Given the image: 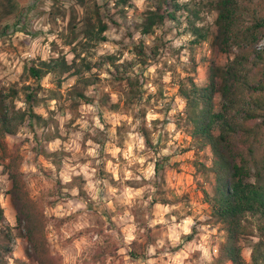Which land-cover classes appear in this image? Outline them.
I'll return each mask as SVG.
<instances>
[{
  "label": "rangeland",
  "instance_id": "obj_1",
  "mask_svg": "<svg viewBox=\"0 0 264 264\" xmlns=\"http://www.w3.org/2000/svg\"><path fill=\"white\" fill-rule=\"evenodd\" d=\"M122 1L85 0L79 5L75 0H0V87L17 84L20 92L15 103L23 107L21 87L39 84L38 97L43 101L34 111L48 122L47 127L34 124L32 129L25 122L16 134L5 136V149L0 146V207L14 227L17 223L9 195L10 181L2 167L12 156L19 162L30 195L42 196L46 202L45 233L51 251L61 257L60 264H94L92 256L105 235L113 237L118 249L114 256H104L103 264H208L225 232L219 225L206 222L211 208L205 192H211L214 178L199 165H211V152L208 146L199 149L190 135L179 86L188 84L189 79L203 85L211 61L224 65L231 58L211 44L214 0H178L181 8L175 16L165 18L149 34L141 33L140 23L159 0ZM96 14L106 24V40H88L82 47L80 42L85 38L80 30L87 17L96 22ZM188 17L203 28L205 39L195 40ZM140 48L146 54L144 62L137 54ZM75 54L91 61L93 67L85 75L95 80L85 89L89 100L72 111L67 93L75 76L62 75L58 83L54 74H46L36 82L23 68L33 61L61 55L70 62ZM105 55L122 63L121 73L138 79L139 93L132 104L127 106V97L114 91L113 67L100 65ZM79 57L75 58L77 64L81 63ZM51 90L57 92L55 99L48 98ZM106 95L108 102L103 105ZM214 100L219 109L218 94ZM143 122L150 130L152 145L145 144L140 134ZM47 130L57 132L59 137L46 141ZM40 147L61 151L59 169L40 155ZM155 162L163 165L157 175ZM76 175L84 178L93 207L78 196L76 188L59 184ZM109 175L115 184L107 179ZM158 186L169 204L151 203ZM103 206L106 214L100 210ZM134 207L144 211L155 245L142 246L145 238L140 236L131 214ZM13 231V253L8 264L26 259L25 239L15 228ZM190 233L192 239L188 241L185 235ZM247 244L242 242L241 253L248 261ZM130 250L137 257H131ZM195 252L198 257L193 256Z\"/></svg>",
  "mask_w": 264,
  "mask_h": 264
},
{
  "label": "trees",
  "instance_id": "obj_2",
  "mask_svg": "<svg viewBox=\"0 0 264 264\" xmlns=\"http://www.w3.org/2000/svg\"><path fill=\"white\" fill-rule=\"evenodd\" d=\"M75 1L82 5L85 0ZM180 8L178 0H159L156 6L145 12L140 23L141 33L153 32L165 18L172 19ZM213 8L216 17L211 44L218 51L231 55V58L224 65L211 61L203 85H197L189 79L188 84L179 86V94L185 101V122L190 126V135L199 149L208 146L211 152V165H199L205 172L212 173L214 178L211 192H205V200L211 208L206 222L209 225H219L225 232L217 254L208 264H264V43H261L264 39V0H214ZM192 14L197 16L196 13ZM96 16V22L87 17L80 30L79 34L85 38L84 42H80L82 47L87 45L88 40H106L103 35L106 24L98 14ZM75 18L73 15L70 20L72 31ZM188 18L191 33L197 38L195 40L205 39L207 35L203 28L196 26L194 20ZM76 36L74 33L73 38ZM137 51L140 61L144 62L146 54L141 48ZM76 56L78 58L79 54H75L70 62L63 55L50 57L48 60H38L37 63L33 61L23 68L36 82L46 74H54L58 83L62 75L75 76V83L67 93L72 111H76L81 102L89 100L85 89L95 80L85 75L93 67L91 61L79 57L81 63L77 64ZM101 58L100 65L108 63L113 67L111 75L116 83L114 91L127 97V106L132 104L139 93L138 79L121 73L122 63H115L116 59L112 55ZM39 90V84L21 87L24 106L17 107L15 102L20 92L17 84L0 87L1 149H5V136L16 134L25 122L31 129L34 124L47 127L48 122L34 111L43 101L38 97ZM217 94L220 98L219 109L215 108L214 99ZM56 96L57 92L51 90L48 98L55 99ZM107 102L108 95L101 104L105 105ZM113 106L110 105L111 108ZM50 122L57 124L54 118ZM117 130L120 133V127ZM139 131L145 144L152 145L150 130L145 122L141 124ZM44 134L46 141L59 137L57 132L49 130ZM39 150L40 155L59 169L61 151H49L42 147ZM162 166L155 162L156 175L162 170ZM2 167L10 181L9 195L17 224L10 226L0 207V264H8L9 258H12L14 228L26 242L23 249L26 259H16L18 264H60L61 257L51 251L45 233L47 217L44 214V198H33L30 195L19 170V162L14 157L10 156L9 161L2 163ZM159 178L163 179V175ZM107 179L116 183L112 175ZM59 184L61 187L76 188L78 196L92 206L81 175L73 176L63 184L59 181ZM154 195L151 198L152 204L167 205L171 202L166 199L160 186ZM100 210L107 213L104 206ZM131 214L140 236L145 238L142 246L155 245L156 240L152 237L151 227L146 223L144 211L134 207ZM97 233L102 234V230L98 229ZM185 238L191 240L192 234H186ZM103 239L92 256L94 264H103L106 260L104 256L112 257L118 249L111 235H105ZM242 242H247L250 248L248 261L241 253ZM129 255L137 257L133 250L129 251ZM193 256L198 257V252Z\"/></svg>",
  "mask_w": 264,
  "mask_h": 264
}]
</instances>
